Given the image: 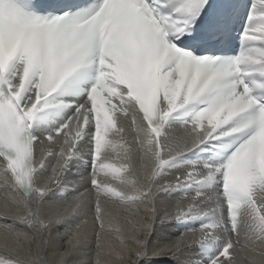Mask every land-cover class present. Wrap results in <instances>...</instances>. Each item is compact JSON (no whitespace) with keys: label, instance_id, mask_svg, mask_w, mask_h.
<instances>
[{"label":"snow or ice","instance_id":"obj_1","mask_svg":"<svg viewBox=\"0 0 264 264\" xmlns=\"http://www.w3.org/2000/svg\"><path fill=\"white\" fill-rule=\"evenodd\" d=\"M229 8L226 0H102L74 15L46 18L33 14L28 0H0V173L5 174L0 199L2 215L30 229L16 233L4 229L6 236L26 242L30 264H67L93 232L95 264H102L103 235L111 231L114 218L105 208L108 202L122 207L134 220L128 240L120 241L122 255L116 259L121 264H139L152 230L156 194L211 182L217 173L223 176L233 239L212 264H233L230 250L237 248L264 258V0H253L242 50L234 59L197 57L174 42L202 13L213 27ZM88 80L86 99L54 135L40 141L37 160V138L30 135L37 114L67 107L57 104L56 96L79 95L80 83ZM193 103L205 107L191 124L178 135L164 134L167 118ZM120 112L132 118L130 124L125 119L117 127L114 116ZM230 122L233 127L223 136L247 138L222 167L202 177L189 171L153 190V180L170 161L213 138ZM90 125H94L95 146L89 177L93 190L65 205L45 208L41 197L58 184ZM125 133H134L132 140H126ZM117 138L125 139L128 147L115 143ZM53 154L58 159L51 175L37 185L34 172ZM201 195L185 198L186 209L178 202L173 216L180 219L194 210L201 214L196 206ZM87 205L93 206L92 215L70 235L64 251L50 253L48 226ZM220 207L213 202L202 215ZM218 227L223 225L208 224L182 234L157 255L175 254ZM0 264L21 261L5 259ZM244 264H264V259H246Z\"/></svg>","mask_w":264,"mask_h":264},{"label":"bare ground","instance_id":"obj_2","mask_svg":"<svg viewBox=\"0 0 264 264\" xmlns=\"http://www.w3.org/2000/svg\"><path fill=\"white\" fill-rule=\"evenodd\" d=\"M58 100L59 99H55V102L57 103ZM83 101L81 103H83ZM79 104L80 103H78V105ZM73 112L74 111L71 110L69 113V110L57 107L44 109L37 114L31 126L34 137L37 138L34 145V157H37V160L41 155L39 153L40 141L44 140L45 137L49 135H54L56 130L60 128V125L67 122L69 115L74 114ZM114 119L117 120V127H119L120 123L125 119L130 124L132 118H125L123 113H116ZM186 124L188 123L179 121L178 114L172 113L164 122L162 131L166 135H178L182 132ZM93 132L94 125H90L89 128L86 129V134L75 148L72 159L58 178V184L52 186L51 190L41 197L40 203L45 208L48 206L65 205L81 193L85 191L91 192L93 190V186L89 180L94 161L95 146ZM133 135L134 133H125V139L130 141ZM61 137H63V133H61ZM125 139L117 138L114 142L118 145H123L126 149L128 145ZM211 139L213 138L208 139L203 144L198 145L192 150L170 161L153 180V190L162 184L174 183L176 177L182 176L189 171L198 172L202 177L207 171L222 167V161L214 156L213 146L215 143H213ZM122 151L123 150L119 147L117 148V152H120L121 155ZM113 156L114 159H119V157H116L115 153ZM57 159L58 156L56 154L50 155L46 159L44 165L34 172V182L37 185L42 184L51 175ZM117 166H119V163H117ZM3 175L5 174L0 173V184L3 183ZM197 193L202 194L196 201L197 209L201 214H197V211L194 210L186 214L185 217L176 219L173 216L176 204L179 202L186 209L188 201L184 199L190 198ZM213 202L221 206L219 210L209 216L202 215V212L207 211ZM105 208L114 218L112 220L111 231L103 235L105 245L104 251L106 254L104 255L103 253L101 261L105 262V264H121V261L116 259L117 255H122V245L120 241L128 240V233L132 231L131 223L134 222V220L117 204L108 202L105 204ZM2 209L3 200L0 199V222L3 224H19L16 226L17 228L27 229V226H24L25 224L22 222L3 216ZM93 211L92 205L82 206L81 209L71 217L59 223L49 225L48 231H51V240L48 245V251H55V253L64 251L63 248L65 249L70 235L81 223L92 215ZM165 217L170 218L165 219ZM208 224H222L223 227L211 230L210 235L204 240L185 245L175 254L157 255L162 249L174 245L182 234L197 231ZM14 233H16V231ZM6 237L7 239L11 238L9 235ZM231 239H233V233L231 231L226 200L223 193V177L222 173H217L214 180L211 182L192 184L191 186L182 188H169L166 191L156 194L152 230L146 242V252L144 256L139 259V264H212L213 260L220 255L227 242ZM64 241L65 243H63ZM95 245L97 246V241L96 235L93 232L81 241L78 248L68 258L67 264H75L78 262L79 264H92V261L95 262L96 256L95 258L93 257V255H96V252L93 254V250L96 249ZM241 250H239V248L235 251L230 250L231 258L233 259L236 251L239 252ZM23 257L27 258V255ZM1 258H3L2 255H0V260H3ZM124 258L125 260L127 259V257ZM248 259L250 260V258ZM261 259L264 258L261 257ZM21 264H30V262L28 260L25 262L21 261Z\"/></svg>","mask_w":264,"mask_h":264},{"label":"rangeland","instance_id":"obj_3","mask_svg":"<svg viewBox=\"0 0 264 264\" xmlns=\"http://www.w3.org/2000/svg\"><path fill=\"white\" fill-rule=\"evenodd\" d=\"M51 205H53V204H51ZM49 207H51V206H48L47 208H49ZM1 223L2 222H0V255H2V257H3L1 259H3V260H5V259L8 260L9 259L10 261L19 259L20 261H24L25 262V261L28 260L30 262L31 261V257L26 254V250H25L26 242H24L22 238H21L20 241H17L11 235H9V237H11V238L7 239L5 231H4V229L7 228V229L11 230V232H13V231L14 232L15 231L16 232H29L30 231L29 227L25 224L24 226H27V229H24V228L21 229V228H17L16 227L19 224H11V223H7V224H3L2 223L1 224ZM49 232H51V231H49ZM8 241H10V242H8ZM63 243H65V241ZM6 250H8V251H6ZM63 250H64V248H63ZM96 250H97V246H96V249L93 250L94 251L93 254H95ZM239 250H241V249L239 248ZM9 251H11V252H9ZM52 252L55 253V251H51L50 253H52ZM103 253H104V255L106 254L104 250H103ZM25 255H27L28 259L26 257H23ZM95 256L96 255H93L94 258H95ZM234 258H237V259H234ZM248 258H250V260L254 258L253 254L250 251H248V250L243 251V249L241 251H239V252L236 251V254L233 256V264H243L246 259L249 260ZM256 259H261V257L256 256ZM236 260H238V261H236ZM75 264H79V262L75 263ZM92 264H95V262L92 261ZM102 264H105V262H102Z\"/></svg>","mask_w":264,"mask_h":264}]
</instances>
